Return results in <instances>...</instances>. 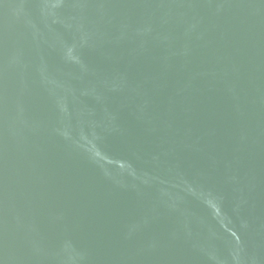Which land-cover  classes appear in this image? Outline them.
<instances>
[{
	"label": "water",
	"instance_id": "95a60500",
	"mask_svg": "<svg viewBox=\"0 0 264 264\" xmlns=\"http://www.w3.org/2000/svg\"><path fill=\"white\" fill-rule=\"evenodd\" d=\"M0 264H264V0H0Z\"/></svg>",
	"mask_w": 264,
	"mask_h": 264
}]
</instances>
